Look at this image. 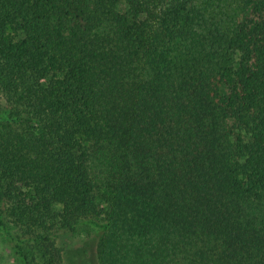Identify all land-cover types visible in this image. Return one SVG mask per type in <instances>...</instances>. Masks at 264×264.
Here are the masks:
<instances>
[{
    "label": "trees",
    "instance_id": "16d2710c",
    "mask_svg": "<svg viewBox=\"0 0 264 264\" xmlns=\"http://www.w3.org/2000/svg\"><path fill=\"white\" fill-rule=\"evenodd\" d=\"M0 238L264 264V0H0Z\"/></svg>",
    "mask_w": 264,
    "mask_h": 264
},
{
    "label": "rangeland",
    "instance_id": "374dc122",
    "mask_svg": "<svg viewBox=\"0 0 264 264\" xmlns=\"http://www.w3.org/2000/svg\"><path fill=\"white\" fill-rule=\"evenodd\" d=\"M79 239H75V242H79ZM43 264V259L39 260ZM0 264H17L16 260L12 255L11 246L0 238Z\"/></svg>",
    "mask_w": 264,
    "mask_h": 264
}]
</instances>
